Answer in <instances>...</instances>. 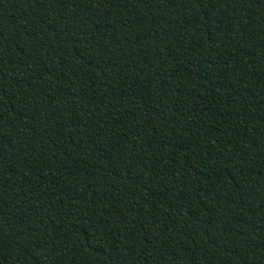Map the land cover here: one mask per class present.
I'll use <instances>...</instances> for the list:
<instances>
[{
    "label": "trees",
    "instance_id": "16d2710c",
    "mask_svg": "<svg viewBox=\"0 0 264 264\" xmlns=\"http://www.w3.org/2000/svg\"><path fill=\"white\" fill-rule=\"evenodd\" d=\"M0 264H264V0H0Z\"/></svg>",
    "mask_w": 264,
    "mask_h": 264
}]
</instances>
